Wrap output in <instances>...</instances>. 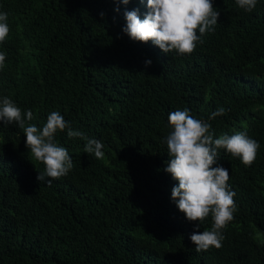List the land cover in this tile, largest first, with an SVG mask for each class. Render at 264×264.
<instances>
[{
  "label": "trees",
  "instance_id": "16d2710c",
  "mask_svg": "<svg viewBox=\"0 0 264 264\" xmlns=\"http://www.w3.org/2000/svg\"><path fill=\"white\" fill-rule=\"evenodd\" d=\"M212 2L214 30L181 55L123 31L125 12L143 19L147 0H0L10 28L0 43V98L24 88L36 113H62L105 153L98 160L85 139L58 131L73 168L40 182L45 165L24 132L0 126V264H264V0L251 12L236 0ZM221 107L225 114L209 119ZM185 109L214 139L244 132L260 145L248 167L217 150L213 167L229 172L234 218L222 247L200 253L190 237L212 230V215L189 221L165 171L168 115Z\"/></svg>",
  "mask_w": 264,
  "mask_h": 264
},
{
  "label": "clouds",
  "instance_id": "9594fccd",
  "mask_svg": "<svg viewBox=\"0 0 264 264\" xmlns=\"http://www.w3.org/2000/svg\"><path fill=\"white\" fill-rule=\"evenodd\" d=\"M119 2L127 5L130 0ZM236 3L239 8L251 12L257 0H236ZM147 7L149 11L143 19L138 15V10L126 11L127 24L123 31L133 41L147 43L151 40L166 54L174 50L181 55L193 53L197 41L202 42L201 38L214 30L219 17L212 0H147ZM7 21L8 14L0 13V43L9 35ZM30 49L31 45H28L22 52ZM5 59V54L0 52V69L4 67ZM150 64L151 61H146V65ZM24 91V88L13 90V99L0 98V126H13L24 132L26 147L36 161L45 165L44 171L38 172V181L51 184L73 168L67 149L58 146L55 141L58 131L67 129L70 139H85L84 152L94 154L98 160L104 158L101 141L88 139L83 132L73 130L62 113L54 111L40 116L35 111L41 109L23 101ZM31 93L35 91L31 89ZM224 114L225 109L221 107L209 119ZM168 122L173 131L166 138L171 159L165 171L178 181V186L172 189V199L177 201L178 209L189 221L203 222L209 214L212 215V230L194 233L190 237L196 246L195 251L200 253L210 247L219 249L223 240L221 230L234 218L235 193L229 191L228 170L222 166L213 167L217 162V150L225 149L248 167L255 162L260 145L244 132L231 136L224 134L214 139L211 125L193 118L187 109L170 112ZM3 158L9 159L5 154Z\"/></svg>",
  "mask_w": 264,
  "mask_h": 264
}]
</instances>
